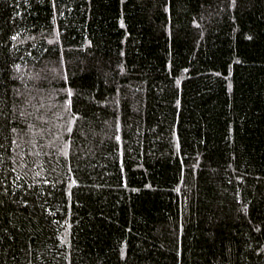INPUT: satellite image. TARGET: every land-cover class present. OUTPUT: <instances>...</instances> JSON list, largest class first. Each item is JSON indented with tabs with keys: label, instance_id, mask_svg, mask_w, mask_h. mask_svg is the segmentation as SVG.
<instances>
[{
	"label": "trees",
	"instance_id": "trees-1",
	"mask_svg": "<svg viewBox=\"0 0 264 264\" xmlns=\"http://www.w3.org/2000/svg\"><path fill=\"white\" fill-rule=\"evenodd\" d=\"M0 264H264V0H0Z\"/></svg>",
	"mask_w": 264,
	"mask_h": 264
}]
</instances>
